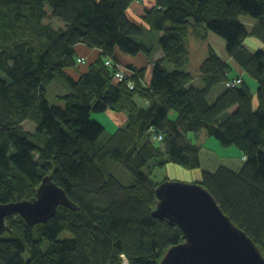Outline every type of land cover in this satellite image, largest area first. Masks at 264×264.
I'll list each match as a JSON object with an SVG mask.
<instances>
[{
	"label": "trees",
	"instance_id": "obj_1",
	"mask_svg": "<svg viewBox=\"0 0 264 264\" xmlns=\"http://www.w3.org/2000/svg\"><path fill=\"white\" fill-rule=\"evenodd\" d=\"M155 2L139 20L130 13L134 0H0V203L32 199L51 176L77 207L60 206L32 226L20 215L8 217L0 264H120L121 254L129 264H160L185 237L152 215L157 183L150 174L170 162L202 169L193 136L203 129L240 148L245 160L239 171L202 169L197 183L264 255V49L243 44L250 34L264 41V0ZM243 16L257 22L252 31ZM202 26L221 36L235 64L258 82L257 105L246 76L213 97L232 64L210 43L202 86L182 69L191 59L186 39L202 36ZM146 31L159 34L158 46L135 39ZM80 44L102 54L79 67ZM118 53L146 64L128 65L118 80L119 62L105 65L107 58L122 61ZM60 77L73 91L58 96L61 106L51 105L48 88ZM109 110L125 112L127 122L101 142L105 127L92 113ZM28 120L36 137L21 126ZM65 230L72 237L61 239Z\"/></svg>",
	"mask_w": 264,
	"mask_h": 264
},
{
	"label": "water",
	"instance_id": "obj_2",
	"mask_svg": "<svg viewBox=\"0 0 264 264\" xmlns=\"http://www.w3.org/2000/svg\"><path fill=\"white\" fill-rule=\"evenodd\" d=\"M155 194L152 215L177 226L185 237L166 251L160 264H264L258 246L201 184L163 181ZM60 206L77 208L65 190L46 176L32 199L0 203V234L6 231L8 217L20 215L32 226L46 223Z\"/></svg>",
	"mask_w": 264,
	"mask_h": 264
},
{
	"label": "rangeland",
	"instance_id": "obj_3",
	"mask_svg": "<svg viewBox=\"0 0 264 264\" xmlns=\"http://www.w3.org/2000/svg\"><path fill=\"white\" fill-rule=\"evenodd\" d=\"M146 3V2H145ZM144 2H138L137 0H134V4L132 8H135V11L139 13V16H143L146 13V9H142L145 4ZM146 7V6H145ZM245 17H242V20ZM249 19H252L248 16ZM193 23V21L191 20ZM201 34L202 36H198L197 34H191L189 38L186 39V45L189 48L190 52V62L187 63L182 67L183 70L190 72L194 76V85L201 86L202 82L199 81V75H200V67L203 63V61L207 58V52L205 48L206 43H210L212 48L214 50L218 51L219 53V47H221L220 43L223 40V38L217 34H215L212 31H209L205 26H202ZM148 30V29H147ZM204 38V39H203ZM135 39L139 42H143L146 45H157L158 46V40H159V34L153 33V32H143V35L139 37H135ZM207 41V42H205ZM216 51V52H217ZM217 53V54H218ZM119 57H121V54H118ZM219 55V54H218ZM156 56V54H155ZM162 56V52L161 55ZM220 56V55H219ZM221 57V56H220ZM224 58V57H223ZM137 63L140 67H143L146 64V59L137 57ZM124 67V66H123ZM248 83L250 84V87L254 89L255 85L257 87V83L254 82L252 79H247ZM256 83V84H255ZM70 88L69 84L66 82L65 79L62 77L55 79L48 88V95L47 98L51 105L61 106L62 101L58 97L59 95H63L66 93H69L73 91V89ZM215 95L213 94V97ZM212 99V98H210ZM214 99V98H213ZM109 113H115L118 115L119 118L109 115ZM120 113H123L126 115L125 112L122 111H106V112H93L92 117L93 120L98 121L102 125H104L105 130L104 133L101 136V142L109 138L111 134L115 130H117L119 127H123L126 125L127 120L122 124V126H119V122H122V119L120 117ZM178 116L177 112L174 110L170 111V118L172 120L176 119ZM23 129L27 131L29 134L34 135V137L37 136V128L36 124L33 121H25L21 124ZM45 134H40L38 141L42 144H45L46 138L44 141ZM195 141L199 144H201V163H202V169L207 171H216L219 167L222 165L227 166L235 171H239L245 160L244 152L240 148H238L235 145L231 146H224L220 143V141L215 138L214 136L209 137L206 133V130L203 129L200 134L194 135ZM207 139L206 143L204 141ZM202 169L195 170V169H187L181 165L175 164V163H168L164 167H159L156 169H153L152 173L150 174V178L152 181L157 183L158 185L163 181H180L185 183H197V180L201 178V171ZM119 168H115L114 172L117 174L121 179H123L124 183H127L126 181L129 180V177L126 176V173L124 171L119 172ZM156 184V187L158 185ZM16 216V215H15ZM13 217V216H11ZM72 237V234L65 230L60 234V238H70Z\"/></svg>",
	"mask_w": 264,
	"mask_h": 264
},
{
	"label": "crops",
	"instance_id": "obj_4",
	"mask_svg": "<svg viewBox=\"0 0 264 264\" xmlns=\"http://www.w3.org/2000/svg\"><path fill=\"white\" fill-rule=\"evenodd\" d=\"M154 5V0H146V3L144 4V5H142L143 6V8L142 9H146V8H149V7H151V6H153ZM146 6V7H145ZM130 13H131V15L134 17V18H136V19H139L140 20V16H139V13L138 12H136L135 11V8L133 7H131V9H130ZM244 21V23L247 25V26H249V28H250V31H252V29H253V26L254 25H256L257 24V22L255 21V20H253V19H249L248 18V16H245V18L243 19ZM220 45H221V47H219V53H218V51H217V53L221 56V58L224 60V61H226L227 63H230V64H232V71H231V73L229 74V76L230 77H235V76H237V75H242V76H244L245 77V71L243 70V69H241L239 66H237L236 64H235V61H233V59L227 54V52H226V49H225V42H224V39L221 41V43H220ZM244 46L248 49V50H250V51H256V50H258V49H264V41L261 39V38H259L258 36H255V35H253V34H250V35H248L247 37H246V39H245V41H244ZM206 52H207V55H208V51L206 50ZM78 53H79V55L77 56V58H79V56L80 57H86L87 59H88V61L89 62H93V61H95L97 58H98V56L100 55V53L102 54V51L99 49V48H89L88 46H86L85 44H80L79 46H78ZM118 54H121V57H120V59L122 60V61H118L116 58V60L122 65V66H124V67H127L128 65H134V66H136V67H140L137 63H140V62H137L136 60H137V58L136 57H133V56H130V55H126V54H123V53H118ZM161 51H158L157 53H156V56H155V59H159V58H161ZM224 57V58H223ZM204 62V61H203ZM81 65H83V64H79V67L81 66ZM82 70H84V69H82ZM71 71V70H70ZM249 78V77H248ZM199 81H201V73H200V75H199ZM254 81V80H253ZM202 82V81H201ZM255 82V81H254ZM192 84H193V82H192ZM256 84V83H255ZM202 86V85H201ZM223 89H224V86H223V84H221V85H219V86H217L216 88H214V90L212 91L213 92V94L215 95L214 97H216L217 95H218V93H220V92H222L223 91ZM252 91L254 92V93H256V91H257V87H256V85H255V87H254V89H252ZM110 111H113V110H109V112ZM109 115H113V116H115V117H117V118H119L118 117V115L117 114H115V113H109ZM120 117L121 118H123L122 119V122L120 123L119 122V126H122V124L127 120V116L125 115V114H123V113H120ZM206 141H207V139L204 141V143H206ZM201 145V144H200Z\"/></svg>",
	"mask_w": 264,
	"mask_h": 264
},
{
	"label": "bare ground",
	"instance_id": "obj_5",
	"mask_svg": "<svg viewBox=\"0 0 264 264\" xmlns=\"http://www.w3.org/2000/svg\"><path fill=\"white\" fill-rule=\"evenodd\" d=\"M139 3L140 2H146V0H137ZM156 6V2H155V0H154V5L153 6H151V7H149V8H146V12L148 11V10H151L153 7H155ZM256 25H254L253 26V28L255 27ZM249 27V26H248ZM250 29V28H249ZM225 42V41H224ZM244 44V43H243ZM207 57H208V55H207ZM245 71V70H244ZM245 74H246V72H245ZM246 77H247V75H245ZM230 77V76H229ZM248 78V77H247ZM249 78L250 79H252V80H254L256 83H257V87H258V82L255 80V79H253V78H251L250 76H249ZM244 80H245V78H244V76H242V75H237V76H235V77H230L224 84H223V86H224V89L225 88H227V89H234V88H236V87H239V86H241L242 84H243V82H244ZM249 86H250V84H249ZM251 88V87H250ZM223 89V90H224ZM251 91H252V88H251ZM257 92V91H256ZM252 93H253V95H254V103H255V105H257V103H258V100H257V96H256V93H254L253 91H252Z\"/></svg>",
	"mask_w": 264,
	"mask_h": 264
},
{
	"label": "built area",
	"instance_id": "obj_6",
	"mask_svg": "<svg viewBox=\"0 0 264 264\" xmlns=\"http://www.w3.org/2000/svg\"><path fill=\"white\" fill-rule=\"evenodd\" d=\"M78 63H85L86 62V58L85 57H79L77 58ZM105 64L107 67L112 68L114 65V60L112 58H107L105 61ZM116 66L118 67L117 72L115 73V77L118 80H123L125 79V73H124V67L121 64L116 63ZM132 73V72H131ZM132 86V85H131ZM159 140L162 139V135H159L158 138ZM121 263L120 264H129V259L127 258V256L125 254H121Z\"/></svg>",
	"mask_w": 264,
	"mask_h": 264
},
{
	"label": "clouds",
	"instance_id": "obj_7",
	"mask_svg": "<svg viewBox=\"0 0 264 264\" xmlns=\"http://www.w3.org/2000/svg\"><path fill=\"white\" fill-rule=\"evenodd\" d=\"M86 58V57H85ZM113 59V58H112ZM114 61L116 60L115 58L113 59ZM86 61H87V58H86ZM106 61V60H105ZM117 61V60H116ZM118 62V61H117ZM79 64H82V63H79ZM120 64V63H119ZM106 65V64H105ZM126 68V67H124Z\"/></svg>",
	"mask_w": 264,
	"mask_h": 264
}]
</instances>
